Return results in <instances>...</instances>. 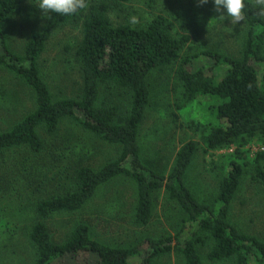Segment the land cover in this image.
Here are the masks:
<instances>
[{"label":"trees","instance_id":"16d2710c","mask_svg":"<svg viewBox=\"0 0 264 264\" xmlns=\"http://www.w3.org/2000/svg\"><path fill=\"white\" fill-rule=\"evenodd\" d=\"M141 1L116 0L114 4ZM246 2L250 7L241 57L205 50L184 58L187 38L176 37L167 18L157 16L142 28L115 24L110 17L115 5L106 0H87L88 7L74 15L51 14L44 29L34 34L19 54L10 47L4 26L20 9L22 0H0V71L21 81L34 101L28 114L0 132V188L5 181L3 166L10 173L13 166L25 165L26 157L43 154V133L56 134L66 119L118 149V157L100 169L79 167L76 184L66 194L36 204L38 222L29 234L36 255L31 264H63L65 260L74 264H154L172 252L181 256L182 264H204L198 246L210 243L208 260L212 263L264 264V240L243 232L231 218L233 202L249 168L253 179L264 185V149L253 159L250 150H243L253 139L264 145V18L255 3ZM80 23L81 41L74 60L82 74V94L56 98L42 75L39 60L61 28ZM175 65L184 99L188 103L209 101L207 123L194 127L204 150L236 147L212 204L201 202L186 184L199 149L196 141H188L179 149L169 173L147 164L143 156L141 128L152 102L149 78L155 71ZM104 92L109 97L103 96ZM29 173L27 169L25 174ZM116 180L135 185L133 213L139 226L151 222L156 198L164 192L166 203L182 216L176 235L148 237L127 248L112 247L95 240L89 225L81 222L63 242L53 239L48 219L79 213L103 187Z\"/></svg>","mask_w":264,"mask_h":264},{"label":"rangeland","instance_id":"374dc122","mask_svg":"<svg viewBox=\"0 0 264 264\" xmlns=\"http://www.w3.org/2000/svg\"><path fill=\"white\" fill-rule=\"evenodd\" d=\"M106 1L115 5L110 12L115 24L132 25L129 18L135 15L139 23L133 26L142 28L157 16L167 18L174 27L175 36L187 38L182 51L184 58L205 50L235 58L243 53L245 20L238 24L216 20L218 14L211 2L198 6L197 0H144L117 6L116 0ZM251 1L255 3V0ZM34 3L35 0H22L20 9L4 26L10 47L19 54L24 52L28 40L44 29L49 17L43 16ZM81 28V23L61 28L40 57L42 75L56 98H75L82 94V74L74 60V52L81 41ZM176 69L177 65L157 70L149 78L152 102L141 128L143 156L147 164L169 173L179 149L188 141H196L199 149L188 171L186 184L201 202L212 204L218 196L221 179L229 171V161L236 147L204 150L194 127L207 123L209 101L188 103L183 97ZM103 96L109 97V94L104 92ZM33 107L30 90L8 72L0 71V132L9 130ZM43 135L46 142L43 154L30 159L28 153L30 156L26 157L25 165L17 168L12 165L10 173L6 166L1 170L5 181L0 188V264H31L36 255L29 234L38 222L36 204L72 189L79 167L100 169L118 157L115 146L97 140L71 119L64 120L56 134ZM262 149L264 145L257 139L250 140L243 148L250 150L252 159ZM11 158L16 164L14 156ZM27 169L29 174H25ZM136 201L135 185L127 180H116L103 187L79 213L56 215L46 224L57 242H63L79 223L84 222L89 225L95 240L122 248L135 246L148 237L176 235L182 225V216L177 208L166 203L164 192L157 196L154 215L147 226L135 223ZM231 218L240 230L264 240V185L253 179L252 168L242 179ZM211 246V243L198 246L204 264H232L231 261L210 262ZM63 264L74 263L65 260ZM154 264H182V258L172 252L158 258Z\"/></svg>","mask_w":264,"mask_h":264},{"label":"clouds","instance_id":"9594fccd","mask_svg":"<svg viewBox=\"0 0 264 264\" xmlns=\"http://www.w3.org/2000/svg\"><path fill=\"white\" fill-rule=\"evenodd\" d=\"M198 6L212 3L215 12L218 14L216 20H228L232 24L244 21L250 5L246 0H197ZM35 7L44 15L70 16L85 10L88 7L87 0H35ZM255 7L258 13L264 17V0H255ZM129 22L132 25L139 23L138 17L130 16Z\"/></svg>","mask_w":264,"mask_h":264}]
</instances>
